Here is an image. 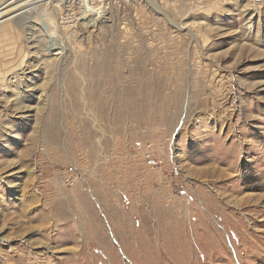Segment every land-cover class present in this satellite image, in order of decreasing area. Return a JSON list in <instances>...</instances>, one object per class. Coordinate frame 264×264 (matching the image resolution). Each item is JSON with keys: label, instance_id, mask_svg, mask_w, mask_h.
Masks as SVG:
<instances>
[{"label": "rangeland", "instance_id": "1", "mask_svg": "<svg viewBox=\"0 0 264 264\" xmlns=\"http://www.w3.org/2000/svg\"><path fill=\"white\" fill-rule=\"evenodd\" d=\"M48 1L0 7V264H264V0Z\"/></svg>", "mask_w": 264, "mask_h": 264}, {"label": "bare ground", "instance_id": "2", "mask_svg": "<svg viewBox=\"0 0 264 264\" xmlns=\"http://www.w3.org/2000/svg\"><path fill=\"white\" fill-rule=\"evenodd\" d=\"M50 2H56L57 4H61V3H64V4H66V5H69V4H79V6H80V8H81V10H82V14L84 15V14H87V6H88V4H90V3H92V2H94L95 0H49ZM48 1V2H49ZM42 3V2H41ZM63 4V5H64ZM33 5V4H32ZM33 8H35V7H33ZM33 8H30V10L31 9H33ZM36 9V8H35ZM21 10H19V11H16V13H13V14H11V15H9L8 17H6L5 19H3L2 20V22H4V20H9V19H11V18H13V17H15V16H17V15H19V14H21L22 12H20ZM42 16L44 15L47 19H49L50 17H49V15H48V12L45 10V9H43L42 10ZM0 20H1V18H0ZM64 21V20H63ZM2 22H0V23H2ZM53 19H51L50 18V23H46L44 26V28L45 29H47L48 30V36L50 37V48H53L54 47V45L52 44L53 43V39H52V36L51 35H53V32H50L49 31V29H51L52 31H53V27L51 28V24H53ZM52 42V43H51ZM111 52V51H110ZM137 52H138V50H137ZM106 53V52H105ZM140 54V53H139ZM102 66V65H101ZM83 68L84 69H86V71H87V65L85 64L84 66H83ZM107 69V68H106ZM94 70V69H93ZM103 70H105V69H103ZM131 91V90H130ZM105 92V91H104ZM117 92V91H116ZM120 94V93H119ZM119 94L117 93V94H115L114 96H112L113 97V100H114V102H117V101H119V100H121L120 99V96H119ZM100 95V94H99ZM113 95V94H112ZM123 95V94H122ZM102 96V95H101ZM103 98V97H102ZM101 98V99H102ZM78 100H79V98H78ZM111 100V99H110ZM112 101V100H111ZM101 102V101H100ZM114 102L112 103V105L114 106L115 104H114ZM129 103V102H128ZM118 104V103H117ZM134 104V103H133ZM136 104V103H135ZM131 106H132V103H131ZM112 107V106H111ZM116 107V106H115ZM118 107V106H117ZM122 107V106H121ZM135 108V107H134ZM103 109V108H102ZM120 109V108H119ZM117 110V109H116ZM132 110V109H131ZM103 114V113H102ZM122 119V118H121ZM62 207V206H61ZM61 210H62V208H61ZM57 217V216H56Z\"/></svg>", "mask_w": 264, "mask_h": 264}, {"label": "crops", "instance_id": "3", "mask_svg": "<svg viewBox=\"0 0 264 264\" xmlns=\"http://www.w3.org/2000/svg\"><path fill=\"white\" fill-rule=\"evenodd\" d=\"M5 2H8V0H0V7H2L4 4H6ZM5 6V5H4ZM1 10V9H0ZM3 10V9H2ZM1 10V11H2ZM4 22H6V21H4ZM3 22V23H4Z\"/></svg>", "mask_w": 264, "mask_h": 264}]
</instances>
